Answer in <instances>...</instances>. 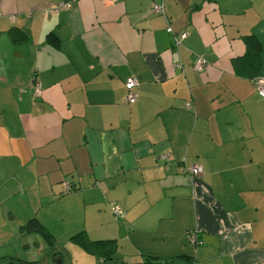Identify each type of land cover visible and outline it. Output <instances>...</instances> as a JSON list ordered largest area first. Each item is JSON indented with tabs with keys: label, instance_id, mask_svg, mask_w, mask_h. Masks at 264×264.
Segmentation results:
<instances>
[{
	"label": "crops",
	"instance_id": "obj_1",
	"mask_svg": "<svg viewBox=\"0 0 264 264\" xmlns=\"http://www.w3.org/2000/svg\"><path fill=\"white\" fill-rule=\"evenodd\" d=\"M156 2L165 16L151 0H0V246L36 218L121 259L264 264V99L232 69L253 35L264 77V0Z\"/></svg>",
	"mask_w": 264,
	"mask_h": 264
},
{
	"label": "trees",
	"instance_id": "obj_2",
	"mask_svg": "<svg viewBox=\"0 0 264 264\" xmlns=\"http://www.w3.org/2000/svg\"><path fill=\"white\" fill-rule=\"evenodd\" d=\"M10 38L13 44L17 45L25 41V35L19 30H12ZM54 35L51 33L47 36L48 40L55 42ZM245 52L243 56L232 60V69L234 73L243 78L254 80L260 75L261 61L260 56L262 47L259 41L253 35L242 37ZM21 235L39 236L50 249L55 247L56 239L54 236L36 219H28L19 227ZM69 241L72 245L84 251L91 257L100 260V264H175L174 261H159L156 257L143 256L141 258L121 259L118 256V246L114 240H97L89 239L84 231L77 232L70 236ZM197 247V246H195ZM15 262L18 264H37V262L18 261L12 257H1L0 264ZM186 264H193L192 258H186Z\"/></svg>",
	"mask_w": 264,
	"mask_h": 264
},
{
	"label": "rangeland",
	"instance_id": "obj_3",
	"mask_svg": "<svg viewBox=\"0 0 264 264\" xmlns=\"http://www.w3.org/2000/svg\"><path fill=\"white\" fill-rule=\"evenodd\" d=\"M0 219H6V217L0 215ZM55 232L56 235L53 236L56 242L53 249L44 244L39 236H20V242L15 246H13L15 239L8 237L2 240L0 258L1 254L7 253L15 260H34L37 264H100V260L73 246L69 241L70 237L65 236L62 229H55ZM90 240L95 241L96 239L94 237Z\"/></svg>",
	"mask_w": 264,
	"mask_h": 264
},
{
	"label": "built area",
	"instance_id": "obj_4",
	"mask_svg": "<svg viewBox=\"0 0 264 264\" xmlns=\"http://www.w3.org/2000/svg\"><path fill=\"white\" fill-rule=\"evenodd\" d=\"M151 1H152L151 13H153L155 15L165 16L164 15L165 14L164 7H163L162 3H157L156 0H151ZM61 7H69V4L62 3V4L58 5L57 8L55 9V12L57 13V11ZM166 31L168 33H171L169 28H167ZM184 38H185V34H181L178 37H174L175 46L180 45L182 39H184ZM204 66H205V61L203 59H201L200 57H197L193 63V69L196 72H201L203 70ZM253 82H254V87H255V91H256L257 95L260 98L264 99V77L259 75L258 77H256L253 80ZM137 86H138V81L134 77L127 78L123 84V87L126 90V100H127V103L129 105H132L136 102ZM31 91H32V97H34V98L39 97L42 93V87H41L40 83L34 81ZM187 107L190 108V105H187ZM186 172L191 176H199L202 173V168L200 166L194 165V166H191L189 168H186ZM63 189H64V192H69L72 190V187L68 184H64ZM112 210H113V213L116 217L120 216L122 214L119 209H112ZM189 241L194 246L201 245V241L198 240V237L195 234L189 235Z\"/></svg>",
	"mask_w": 264,
	"mask_h": 264
},
{
	"label": "water",
	"instance_id": "obj_5",
	"mask_svg": "<svg viewBox=\"0 0 264 264\" xmlns=\"http://www.w3.org/2000/svg\"><path fill=\"white\" fill-rule=\"evenodd\" d=\"M6 264H18V263H15V262H9V263H6Z\"/></svg>",
	"mask_w": 264,
	"mask_h": 264
}]
</instances>
